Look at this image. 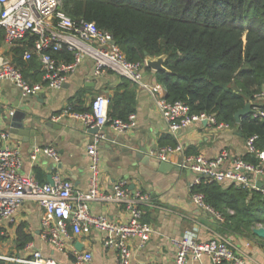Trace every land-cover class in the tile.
<instances>
[{
    "label": "crops",
    "instance_id": "crops-1",
    "mask_svg": "<svg viewBox=\"0 0 264 264\" xmlns=\"http://www.w3.org/2000/svg\"><path fill=\"white\" fill-rule=\"evenodd\" d=\"M13 48V45L5 42L3 33L0 34V57L13 63ZM34 57H37L42 71L40 57L37 54ZM144 79L149 85L161 84L157 80L156 71L152 69H144ZM122 83L123 77L113 71L95 75L91 59H86L60 89L46 87L34 96H24L12 80H0V130L9 133L11 146L20 147L23 159L21 173L37 177L38 171L39 176L47 182L50 175L53 178L60 174L71 180L77 191L88 192L92 187L93 175L87 144L94 133L76 119L70 109L72 105L78 109H91L95 96L106 94L112 98ZM133 89L136 91L137 127L118 134L107 126L104 129L106 138L99 145L100 191L110 193L115 183L122 180L132 192L141 191L150 197L149 204L144 207L143 221L150 224L154 232L144 244L138 238L129 241L133 256L131 264H175L178 248L173 239L182 238L187 233L197 241L210 240L217 234L226 235L233 245L243 248L260 264H264V238L254 233L255 228L264 226L257 225L252 234L247 231H222L226 222L224 215L221 220L195 203L192 186L198 175L182 166L183 154L171 155L167 161L169 167L164 171L143 162V156L139 155L141 149L146 151L144 155L157 160L154 155L161 147L163 138L172 134L151 94L138 84ZM161 93L166 97L163 85ZM11 111L15 112L14 115H25V125L30 128L25 130L26 134L11 133L14 116ZM54 116L60 118L55 120ZM172 136L185 147L187 155L203 154L213 158L223 150H228L230 158L226 168L231 167L236 158L249 152L245 138L232 126L229 129H217L209 123L199 122L184 128L177 136ZM36 146L56 148L61 161L56 163L50 157L41 156L36 163L32 162L30 155ZM257 179L264 189V179L258 176ZM230 183L221 184L227 186ZM90 209L93 215L104 216L116 224H124L130 218L124 205L118 202L95 200L90 203ZM230 212L234 213L232 210ZM43 213L38 203L26 201L11 219L4 221L0 225V256L22 260L33 257V252L39 250L59 264H75L76 257L72 249L81 246L79 251H90L93 254L88 264H117V250L106 246V233L97 228L89 234H71L67 240V251H58L42 236ZM19 231L31 237L22 250L17 249ZM185 264H213V261L203 255L199 259L189 257Z\"/></svg>",
    "mask_w": 264,
    "mask_h": 264
},
{
    "label": "built area",
    "instance_id": "built-area-1",
    "mask_svg": "<svg viewBox=\"0 0 264 264\" xmlns=\"http://www.w3.org/2000/svg\"><path fill=\"white\" fill-rule=\"evenodd\" d=\"M0 30L5 32V42L11 46L31 36L35 37L33 49L26 50L23 59L31 60L36 54L40 57L43 72L41 81L28 83L19 68L5 57H0V80H12L24 96L37 95L46 87L60 89L86 59H91L95 75L113 71L147 90L154 98L169 132L174 136L189 125L199 122H207L217 129L231 127L229 123L219 122L214 114L191 113L190 106L184 101H169L161 93V84L149 85L145 81L146 63L129 61L117 43L113 44V35L100 29L95 22L84 18L75 20L69 16L63 9V0H0ZM64 48L73 54L74 60L61 61L55 56V53ZM255 100L256 103L264 104V89L255 95ZM109 104V96L99 94L93 99L90 111L73 112V116L88 129H98L87 144L93 175L92 187L88 192L77 191L73 182L60 174H56L53 183H49L40 182L34 174L21 173L23 159L20 147L11 146L9 133L0 130V225L11 219L26 201H34L44 210L42 236L58 251H67V240L71 238V234H89L97 228L106 233V246L117 250V264L132 263L129 241L138 238L144 244L154 232V228L143 221L144 207L149 204L150 197L141 191L132 192L122 180L115 183L112 192L100 191L99 145L106 138L104 129L110 126L120 134L138 125L136 113H132L127 120L112 119ZM253 110V117H264V110L260 106L253 107ZM14 114L11 111V115ZM53 118L58 120L60 116ZM256 138L252 136L246 143L248 151L255 155L258 163L238 157L231 167L226 168V162L230 158L228 150H223L213 158L203 154L187 155L181 143L162 146L154 156L159 161L167 162L171 155L183 154L182 166L190 168L198 175L194 184L200 183L202 179L218 183L231 182L244 189L261 190L264 194L257 179V176L264 179V150L255 146ZM41 156L50 157L56 163L61 161V156L54 147H34L30 155L32 162L36 163ZM95 200L124 205L130 215L129 221L116 224L104 216L93 215L90 203ZM194 201L199 207L223 219L221 213L205 202L204 194L195 193ZM173 242L178 248L175 264H185L189 257L199 259L203 255L209 256L213 264H260L243 248L233 245L223 234H217L207 241H197L187 233L182 238L173 239ZM72 254L76 257L75 264H88L93 259L90 251H79L76 247L72 249ZM0 258L27 264H59L39 250L33 252L32 258Z\"/></svg>",
    "mask_w": 264,
    "mask_h": 264
},
{
    "label": "trees",
    "instance_id": "trees-1",
    "mask_svg": "<svg viewBox=\"0 0 264 264\" xmlns=\"http://www.w3.org/2000/svg\"><path fill=\"white\" fill-rule=\"evenodd\" d=\"M63 9L75 20L84 18L109 31L131 62L165 56L166 71L156 73L169 101H184L191 113L214 114L219 122L241 132L246 141L256 136L255 146L264 150V117L243 116L240 123L235 120L248 101L264 110V104L255 100L264 89V0H63ZM2 33L5 36L0 30ZM34 39L20 41L12 50L14 65L30 84L41 81L43 75L37 57L23 60L24 52L33 49ZM55 56L61 61L74 60L66 48ZM135 85L123 77L122 90L110 98L112 119L127 120L136 113ZM70 110L90 111L76 105ZM166 145L175 146L177 141L166 135L161 147ZM243 158L258 163L252 153ZM37 179L47 182L38 171ZM192 191L204 194L205 202L224 215L222 231L252 234L254 227L264 226L261 190L202 179ZM18 236L17 249L22 250L31 237L21 231ZM0 264L27 263L0 258Z\"/></svg>",
    "mask_w": 264,
    "mask_h": 264
},
{
    "label": "water",
    "instance_id": "water-1",
    "mask_svg": "<svg viewBox=\"0 0 264 264\" xmlns=\"http://www.w3.org/2000/svg\"><path fill=\"white\" fill-rule=\"evenodd\" d=\"M113 44H116V41H113ZM166 57L165 56H160V57H147L146 58V66L156 72L158 71H166V67L164 65ZM254 112L253 110V102L252 101H248L244 107L240 108L238 110V112L235 115V120L237 123L241 122V118L243 116H250L252 115ZM25 115H14L12 122H11V133L13 135L16 134H21L24 135L23 133L26 134L27 130H30L29 127H27L25 125ZM207 123V122H206ZM20 130H23L20 131ZM26 130V131H25ZM98 131L97 128L92 129L93 133H96ZM240 135L241 132H239ZM146 153V151L144 149H141L139 155L143 156V162L147 163L149 165H152L153 167L159 169L160 171H164L165 169H167L169 167L168 163L165 161H157V160H153L149 155H144ZM49 183H53V178L50 175L49 179H48ZM254 233L257 234L259 237L264 238V228L263 227H259V228H255L254 229ZM78 250H81V246H77Z\"/></svg>",
    "mask_w": 264,
    "mask_h": 264
}]
</instances>
